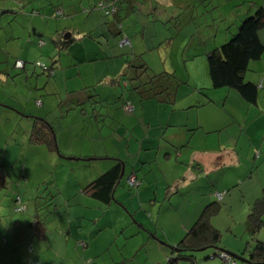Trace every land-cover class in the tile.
I'll use <instances>...</instances> for the list:
<instances>
[{
  "label": "crops",
  "instance_id": "crops-1",
  "mask_svg": "<svg viewBox=\"0 0 264 264\" xmlns=\"http://www.w3.org/2000/svg\"><path fill=\"white\" fill-rule=\"evenodd\" d=\"M97 1L100 0H18L19 9L22 10V14L24 15L21 17V13L13 11L11 6L0 5V13L2 15L8 14L7 19H9L7 21H16V25L14 26H11V24L6 26L5 24L4 27L6 28L3 31V35L1 36L0 33V65L2 62H5L4 57L10 58L11 56L6 47L9 44H15L17 42V38L15 37L22 32L23 34L20 36L19 42L20 44H22V42H26L29 46L30 52H22L16 56L17 58L27 62L34 61L35 59H42L47 65L53 66L58 63L54 73V79L57 82L53 84L57 85L56 91L57 94L62 97V102L59 106L58 114L51 119L50 123L52 125L56 120L63 122L64 118L70 116V111L73 109L79 113V116L73 117L70 121L75 127L77 125L83 126V122H92L90 121L92 119L91 117H89L90 120L87 119L89 121H83L86 119L81 117L84 114L89 116L90 112L88 105L86 104L90 102L94 104L97 109L98 107H101L98 109V114L106 113L108 116L93 119L96 121V125L99 126V128L96 126L97 130L101 129L99 123H102L103 125L107 123L105 128L106 134L103 136H98L95 142L90 143L91 146L95 145L98 147L102 158L105 156L109 158H104L105 160H102L103 162H99V174L106 171V169L110 167V162L112 163L111 159L114 157L118 158L121 155H124V159H126L129 155V151H133V140L137 144H139V141L142 139L143 141L144 139L145 141L146 139L155 141L159 147V151L156 153L159 157L157 158L158 162L160 161L161 167H164L161 168L162 173L160 172L163 180L168 184H176L177 182L179 183L180 179L186 177L187 181L180 185V188H178V193L174 198H171V202L177 204L176 207L178 209L182 207L180 212H182V215L186 218L187 224L195 221L194 219L197 218L200 209L198 206L196 207L192 204L191 196L187 193L189 187H191L190 190L196 188V191H200L203 185L205 186L204 188L208 193L212 187L218 190H223L224 188H233L235 185H239L237 189H233V192L238 193L240 191L241 193H244L245 198L247 195V199L249 200H252L255 196L259 195L261 189L264 188V97H262V92H259L258 105L249 107L250 109L248 111V115L251 114L252 116L249 118V120L247 118L246 121H244L243 117L238 114V109H236L240 100L238 94L234 90L227 88L214 89L213 91L206 90L208 93L202 95L199 89L202 87L204 89L210 88V80L208 79L209 77L205 81V86H197L199 84H194L190 87H186L184 86V83H189V76L186 78L185 76L176 78V71L170 70L172 74H174L178 83L171 103L163 104L154 101V103H149L147 108H138L137 110L135 109L134 114L126 115L121 109H118L116 106H111V104L117 102L118 94L114 88L105 85L104 87L111 88L114 91L115 95L111 96L110 100H108L107 97L100 100L98 99L99 96L94 97L91 100L90 97L92 94H87L83 97L86 98L85 102H81V98H79V100H75L77 103H79L78 108L80 111L76 109L75 106L71 107L70 109L68 106H66V104L71 100L72 94L74 93L71 91L73 90V86L77 85L80 87L81 82H84L86 78L88 79V76H92L94 79L96 78L98 71L97 65L101 66L102 68L103 65L107 64L109 67L110 63L113 61H117V65L119 64V61H122V58H114L118 51H114L115 44L112 45L110 41H106L104 46L109 49V56L110 54H115L111 58H106V56L97 58L96 52L88 51L86 47L81 48V46L76 45V42L81 41V39L77 38L74 42V46L79 50L76 57H74L69 51H67V56L65 57L63 52L66 48H63V56L60 58L57 57L59 46L58 42L60 40V36L66 32V27H70L71 29L68 30L69 33L65 34V39H69L71 36L73 37V27L78 28V33H81L87 29L94 30L98 27L102 29L104 27L105 31L109 29L111 30L110 32H112L110 27H113V25L105 24L106 18L102 17L101 11L93 8ZM111 1L110 2L113 3V6H116L117 9L116 14L114 15L116 21L121 22L122 20V15L118 12V10L121 9L123 10V14L127 19H129L131 15H134L133 18L135 19H132L133 26H135L134 24L137 21L139 24L138 27H143V25H145L144 27H154V34L157 33L159 28L160 33L162 34V39L156 42L154 41L147 43V39L144 38L143 42L145 45L140 43L139 46L136 43V37L128 36L126 33H123L128 36L130 47L134 51L133 54L135 53V55L138 56V58L136 56L138 61H142L146 65L142 59H145L147 55H151L154 52V57L158 58V62L160 61L163 63V65H165V63L168 62V60H170L172 57L171 51L166 52L168 50V45H170L174 40L172 28L179 26L178 19L181 10L184 8H191L192 11L196 6L197 0H195V2L194 0ZM232 1L236 3V6L239 5V0H223L221 5L218 2L216 4H212L209 12L213 19H211V21L204 19L202 23L203 26H200L208 27V31L204 33L199 32L197 34L199 36H192L189 39L190 41L188 40L180 56L182 59L180 60V63L185 67V70L183 71L184 75L187 73V66L185 65H187L188 61H191V59L195 57L194 55L190 56L191 44H193L192 50L195 49V51H192V53L200 51L201 48H205L206 53V47L220 46L226 40L231 38V36L236 32V28L240 22L245 17L250 15L247 14L242 16L239 14L236 18L231 17V11H225V9L222 7L224 5H228V3ZM36 3H38V5H35ZM119 3L121 7L118 6ZM141 5H147L148 8L142 9L140 8ZM166 6L169 8L167 9ZM260 6L264 7V0H249L248 7H254L253 13ZM42 7L44 8L43 11L45 13L43 18H46L49 15L54 17V7L62 10L63 15L65 14L64 18L58 16L59 20L61 21H56L53 27H49V20L46 22L42 17L37 16L39 14L38 9H41ZM137 8L144 12L142 16L137 11ZM16 10H18V8ZM33 11H38V13L33 15ZM81 16H83L85 19L84 22L80 20ZM27 17L29 19L26 22L25 20ZM67 17H70V19L67 20ZM216 18L218 19V23L224 21V26L220 29V38L218 37L217 33L219 27H216L218 24L215 22ZM160 20L166 23L164 25L162 23L158 25H151L150 23V21H152L153 24ZM191 20L188 22H192ZM81 22L84 25L81 24ZM231 24H233L232 27H230ZM47 25L48 27H45ZM80 27H84L83 31H81ZM138 27H133L134 34H137ZM233 27H235V29ZM261 34L264 36V29L261 31ZM50 35H54V39ZM25 38L26 40L24 41ZM39 40H41L44 44V47L42 46V50L40 51L37 49L40 48L37 45ZM113 40L115 41V38ZM150 43L154 45L150 47ZM126 47L122 48L121 51L127 52L128 49H126ZM155 48H157V51L152 50ZM43 50H45L44 54L42 52ZM66 50H69V47ZM88 54H90L91 57H88ZM63 60L66 61L62 62ZM98 60L100 61L98 62ZM81 61L84 62L80 63ZM177 61L178 58H173L172 65L177 64ZM85 62L89 64H85ZM252 68V74L246 75V79L257 82L259 77L264 76V54L260 60L254 62ZM149 70H151V67ZM30 73H32V71L27 70L26 75L23 74L25 80L27 75ZM181 82L184 83L182 84ZM3 85H5V83ZM17 85L18 84H15L14 86L16 87ZM37 85L38 84H35V86ZM92 86H94V84L89 83L86 86H83V89L80 92L75 93L81 94L84 89L87 90ZM30 88L32 87L30 86ZM61 88H65V91H61ZM19 95H23V92H20ZM8 97L12 98L9 95ZM65 97L66 100L65 103H63V99ZM12 99L15 100L14 98ZM12 107L16 108L15 106ZM16 109L19 110L18 108ZM26 110L24 111L26 112ZM52 110L53 109H48L49 112L51 111V113H54ZM27 113L37 114L40 116L44 115L43 112H40L39 110L34 111V109L28 110ZM51 113L45 116L48 121V117L51 115ZM154 117L160 118L162 122L160 120H154ZM150 119L153 120L150 121ZM141 122L146 125L144 130L138 129L137 125ZM158 126L161 127L157 129ZM148 130L150 137H146L147 135L145 132H148ZM216 131L218 133H214L215 135H212L213 132ZM1 133L6 136L5 129L0 128V134ZM167 136L169 138V142L166 140ZM125 137L131 138L130 142H127L128 144H126L127 154H124ZM176 144H180V147L176 146ZM69 146L64 147V149L69 148ZM41 148H43V146L36 148L37 151H35V154H30V149L24 150L23 148L22 152L17 151L15 153L14 158L7 157L3 150V153L0 156V165L2 166L1 172L3 174L7 176L10 175L13 181L17 179L18 174H16V172L25 174L26 187H24V189L21 187L20 192H22L26 198H29L31 195H43V193H45L42 192V194H40L41 189L39 187L42 179H44V176H46V171L41 175V172L44 171L45 168L43 167L44 164H41V167H39V161L41 159L38 154V152L40 153V150L38 149ZM235 149L237 154L235 153ZM23 151H25L27 154L25 159ZM136 152L137 151H135L133 154ZM168 152L171 154H167L168 156L166 157L165 153ZM254 152H257L260 154V156H258V154L255 155ZM64 153L66 154V152ZM46 154L50 156L49 154L51 153L46 152ZM52 154L55 155L54 153ZM172 154L175 155V159L171 157ZM12 155L13 152L8 154V156ZM140 156H143L144 164L145 162L148 163V160L153 162L155 159L153 150L150 153H145L144 150H142L141 153L138 154V157ZM27 158L31 161L30 163L33 164L30 165L32 168H27L28 171H26L25 163H23L20 167L16 166L15 168L17 170L15 171L11 168V165H16L14 164V161L21 162L23 159L27 160ZM240 159L241 162H239ZM30 169H33L34 172H36L35 170H39V177L34 179L37 182L35 185L32 184V181L34 182V180L31 181L30 178V176L32 177ZM52 174L55 173L52 171ZM58 178L59 176L55 175L54 183L59 184ZM145 178H147V176H145ZM65 182L67 185L64 183L62 188L59 186L58 188H55L58 190L57 194H59V196L54 193V195L49 198L50 202H53V205L56 207H59L63 202V206H66V212L63 213L65 215H59L60 222L64 223V218L67 219L66 221L68 223L71 236L73 238L79 237V239L87 241V246L85 250L81 252V254L77 253L75 256V254L72 252L73 256L64 258L63 264H84L83 261L89 259L94 261L93 264H119L118 254L120 253V249H122V253L127 259L132 255L133 259L131 260V263L128 262L127 264H143L148 260L149 256H153L155 259H161V257L164 255V247L162 246V243L152 240L149 236L146 237V231L137 228V230H139L138 238H147L145 243L146 246L144 245L147 247V249L146 251L141 250L142 253H137L136 251L135 254H133L134 248H130L127 245V247L123 248L125 241L120 235V229L126 228L127 225V216L125 214L128 210L145 230H149L150 232L154 231L159 240L163 241V239H165V232H163L164 226L162 224L163 222H161L160 229L158 227L155 228L154 224L150 223L148 220H145L147 218L143 214L142 210H139L141 207H144L146 210L149 209V211L152 210L150 206L145 208L143 205V203H146V200L148 201L151 198V195L148 192L150 191L149 187L141 190L137 196L134 195L132 197L125 195L122 189L119 190L117 188L116 199L120 203L124 204L125 207L123 205H119L118 202H114L109 208V211L107 210L104 212L108 214L102 216L98 214V211H96L99 206L98 202L92 200H86L85 206H68L71 205V200L73 195L77 192V189L75 188L74 183L69 185L70 189H67L65 187L68 186L67 179ZM56 185L54 184V186ZM193 185L196 187H192ZM33 191L35 192L31 193ZM2 192L3 190L0 191V196L2 195ZM120 192H122L121 196H119ZM233 192L231 191L232 196L227 199L228 203L232 200L234 195ZM14 193L15 192L13 191V193H9V195H7L5 198L2 197L0 199V264H58L57 257L60 258L63 255H66L67 250L61 252L62 255L58 254L56 256L52 254L55 252V243L49 239V243L37 242L35 244L37 253H39L38 256L32 257L29 261L23 257L22 243L25 239L33 235V231L30 227L24 224L25 221L29 220L27 216L18 215L12 211V197ZM229 195L230 192L227 196H225V198ZM207 199L210 200L207 198V196L204 197V195L200 197V201L198 202L200 207H203L209 202ZM186 207H190L191 209H186ZM90 210H93L92 214L94 215V218L91 219V222L94 223L98 219V223L96 225L98 227L97 231H95L96 229L91 228L90 226L87 227L88 221L90 219L87 217V215H89L91 212ZM111 210H113L112 215L110 214ZM78 214L82 215L76 219ZM177 215L178 214L174 213V216H172L174 221H177ZM56 216L58 217V214ZM75 222L78 223L79 226V231L77 234L74 232L76 227ZM18 223H22V225L17 227ZM101 223L102 225H100ZM183 225L186 226L184 222L180 226L175 224L171 225L172 229H170V235L175 237V240L180 237L181 231L179 228H181ZM105 227H108L107 231L103 230ZM16 228L17 230H15ZM178 230L179 234H176ZM54 234L55 233H52V236H54V241H60L62 239L61 236L57 237ZM48 238H51V235L48 234ZM13 243H16L19 249H15L12 245ZM66 247H70V245L67 244ZM148 250L150 251V254L147 253ZM68 253H70V248Z\"/></svg>",
  "mask_w": 264,
  "mask_h": 264
},
{
  "label": "trees",
  "instance_id": "trees-1",
  "mask_svg": "<svg viewBox=\"0 0 264 264\" xmlns=\"http://www.w3.org/2000/svg\"><path fill=\"white\" fill-rule=\"evenodd\" d=\"M110 1H97L94 4L93 8L101 11L102 17L106 18L105 24L113 25V27H110L112 29V32L114 31L116 35L119 34L121 38L126 37L129 41L128 36L124 34L125 32L123 33L122 27H117L121 23L120 21H116L114 18L116 12L113 15H105L104 10L98 7V4L100 3L103 7H105V9H107V7L111 6L112 1ZM54 8L55 17L64 18L65 14L63 15L62 10L58 9L57 7ZM36 13H38V11L32 12L33 15H35ZM263 29L264 7L260 6L254 11L253 14L245 17L240 22L236 32L231 36V38L226 40L220 46L206 47L207 51L205 53V56L207 63V75L210 80V88L204 89L202 87L201 89H199L201 94L203 95L205 93H208V91L206 92V90L213 91L214 89L220 88L234 90L238 94L240 100L239 105H237L238 107L236 109H238L237 112L241 117H243L244 121H246L247 118L249 120V118L252 116L251 114H249L250 116L248 115V111L250 109L249 107L258 105L259 92H262V97H264V76L259 77L257 82L246 79V75H251V72H253L252 67L254 62L260 60V58L264 54V36L261 34V31ZM37 43L38 47L40 48L44 45L41 40H39ZM118 45L129 46L130 41L127 45H120V43ZM62 50L63 48L58 46L57 57L60 54L59 52H61ZM114 54L115 53L110 54V56L106 55V58H111ZM134 55L135 53L133 54L129 50H127V52H117L114 58L128 59L132 57L130 60L126 61L128 63L127 67H123L120 72L115 75L116 77L114 78H109L104 81H96L94 86L90 87L87 90L89 91L90 89L97 87V84H99L98 86L107 85L111 88H114L118 94V100L114 104H111V106H116L127 115L134 114L135 109L137 110L138 108H147L148 104L151 102L154 103V101L163 104L171 103L174 97L175 88L178 86L174 74L167 72H160L155 74L151 70H149V68L142 61H138L137 55ZM4 60L8 67L12 66L13 69L19 70L22 75H26L27 70L32 71V73L27 75L26 80L24 79L25 84H27L26 82L28 79L33 80L31 82L32 88L29 87V90H45L48 84L57 82L54 79V73L57 68L56 65L58 63L53 66L47 65L42 59H35L34 61L27 62L17 57L12 58V64L7 57H4ZM18 62H20L21 65L17 66ZM129 67L132 69L131 73L128 69ZM40 76L46 77L47 79L45 80L43 85L35 86V84H38L37 80ZM8 77L11 76L7 72V70L0 69V83L6 84V82L8 81ZM181 83L183 84L184 82ZM259 83L262 84V87H258ZM75 86H73V90H71L74 93L80 92L83 89V87L80 88L77 85ZM11 94H14L12 89L9 96L14 98L16 101H18V98H23V95ZM93 98L94 96L90 97L91 100ZM37 101H39V105L36 104ZM78 104L79 103L74 101L72 107L75 106L76 109L80 111V109L78 108ZM34 105L36 106V108H40L43 106V102L40 98H36ZM86 105H88L89 108V117L92 118L91 120L89 118L88 119L92 122L85 123L84 128L82 125V127L80 126V130L74 134L75 140L69 146V148H72V146L76 142H86L84 140L89 137V130H94L96 129V126H98L96 125V121H94V119L108 116L106 115V113L98 114V109H100L101 107H98L97 109L95 105L90 102ZM0 106L3 105L0 103ZM16 111L21 114V116L33 118L34 120L31 133L30 135H28L25 141V146L23 147L24 150L30 149L29 153L35 154L34 150L39 146H43L48 153L50 152L51 154H55L57 165L60 164L59 160H77V158L84 157L85 159H87V163L84 165V167L87 169L93 168V171L92 169L88 170V174L82 173L83 176L81 181H77V184H75L77 192L73 195L71 205L68 206H85L86 200H92L98 202V209H100V212H105L107 210L109 211L111 205L117 201L116 189L119 187L122 178H124V176L126 175L125 161L120 159V157H114L113 159L110 158L112 160V163L110 162V167L106 169V171L99 174L100 168L96 167L95 164L97 163L94 161V159H98L96 156L87 154H80V156H75L74 154H63L65 156L72 157H62L60 154L58 155L54 143L53 135L55 133L53 131V126L50 121L45 118V116L51 113V111L49 112L48 109H42L41 111L39 110L40 112L44 113L43 116L27 113L28 110H26L25 112L16 109ZM160 127L161 126H158L157 129ZM84 130L86 131L84 132ZM145 133L147 135L146 137H150L149 130ZM214 133L218 132H213L212 135H215ZM8 138V136H5L4 140L8 141ZM79 139L81 141H79ZM130 140V137L124 138L125 149H127L126 144H128ZM13 145L17 146V140H13ZM139 145L140 147L136 150L137 152L135 153V156H130L127 159L128 161H131L132 159L136 160L133 161L130 167V171L126 176L125 187L129 192L133 194V196H137V194H139L141 190L146 189L147 187L150 188L151 192H148L150 193L151 198L148 201L146 200V203H143V205L145 206V208H147V206H150L152 210H146L144 209V207H139V210H142L143 214L147 218L145 220H148L150 223L154 224L155 228L158 227L160 229L161 222H163L162 224L164 226L163 232H165V239H163V241L159 240L154 231L150 232L149 230H145L143 226L136 221L132 213L127 210V213L124 212L127 216V229L118 228L120 229L121 237L125 241V245L123 248L127 246L130 248H134L133 254H135L136 251L137 253H142L141 250L146 251L147 247H145V243L147 241V238H138V228L147 232L146 237L149 236L152 240L161 242L162 246L164 247V255L161 257V259H155L153 256H149L148 260L143 264H180L182 261H190L192 262V264H201V262L199 263L195 258V253L200 252L199 250L203 248H211L215 250L216 254H213L211 257L218 256L226 264H264V242L259 241L255 238V235H257V233L264 227V188H262L260 194L255 196L252 200L247 199V202L250 203L252 201V204H248L247 208L243 206L242 209L243 214L246 211V218L244 219L246 221V224H248L247 237L248 239H251L252 245L251 243H247V246L243 248L240 254H233L229 252L230 249L226 248L225 246H221V235L220 232L217 231V229L212 225V219L219 215L222 207L223 209H225V203L223 204L225 196H227L232 189H237L239 185H235L233 188H224L223 190H218L212 187V189L208 193L204 188L205 186L202 185L203 187L200 189V192L202 193V195H206L210 200H208L209 202L203 206L202 211L198 214L197 218L194 219L195 221L187 224L186 218L182 215L183 213L179 212L175 204L171 202V198H174L178 193V188H180V185L183 182L187 181L186 177L180 179L179 183L177 182L176 184H168L167 182H165L161 176V168L164 167H161L160 161L158 162L157 158L159 157L156 153L157 151H159V147L157 146L155 141L151 139H146V141L144 139L143 141L142 139L139 141ZM142 150H144L145 153H150L153 150V153L155 154L154 161L151 162V160H148V163L145 162V164L143 163V161H140V159L143 160V156L138 157V154H140ZM2 153L3 152H1V155ZM235 153L237 154L236 149ZM254 153L255 155L258 154L257 152ZM167 154L170 155L171 153H165L166 157L168 156ZM258 156H260V154H258ZM171 157L175 159L174 154H172ZM104 158L109 159L107 156H105ZM104 158H102L103 161L105 160ZM239 162H241V159L239 160ZM122 166L124 167V174L122 177H120ZM72 169L73 165H70V170L72 171ZM1 170L2 166L0 165V191L3 190L0 199L2 197L5 198L7 195H9V191H14L15 193L12 197V211L18 215H26L29 220L25 221L24 224L30 227L33 231V235L25 239L22 243L23 257H25L29 261L32 257L38 256L39 253H37L35 244L37 242L49 243L48 239L55 243V252L52 254L56 256L58 254L62 255L61 252L65 250H67L66 255H63L61 258H69V256H73L72 252L73 254H75V256L77 255V253L81 254V252L85 250L87 246V241L79 239V237H75V239L71 236L70 229L66 221L67 219L64 218L63 224L66 225L65 227H63L62 222H60L59 219V215H62L64 212L59 213L57 217L55 211L57 207H53V202H50L49 198H51L55 192L57 194L58 190L55 189L54 191H50L48 187L45 189L46 192L43 193V195H31L29 198H26L24 197L22 192H20L21 187H23V189L24 187H26L25 174L20 173L19 175H17V179L13 181L10 175L7 176L3 174ZM145 176H147V178H145ZM63 179L64 177H62V180ZM129 180L132 181V185L129 184ZM58 186V184L56 186H54L53 184L54 188H58ZM11 187L13 188V190H11ZM50 187H52V185ZM238 193L241 194L240 191ZM216 195H219L220 198L218 199ZM241 198H245L244 194L241 195ZM229 203L231 204L232 202ZM120 205L124 206V204L122 203H120ZM31 207H33L34 210L31 212V214H28L30 213L29 208ZM174 213L178 214L177 221H174L172 219ZM80 215L82 214H78L76 219H78ZM183 222L186 224V226L183 225L181 228H179L181 234L180 237L175 240V237H172L170 235V229H172L171 225L175 224L180 226L181 224H183ZM21 225L22 223H18L17 227ZM78 227L79 226H77V228ZM15 230H17V228ZM179 230L177 233H175L179 234ZM52 233H55L54 235H56L57 237L61 236L62 239L60 241H54V236H52ZM48 234L51 235V238H48ZM75 234H77V232H75ZM67 244H69L70 247H66ZM12 245L15 249H19L16 243H13ZM248 245L250 246L249 249ZM69 248L71 254H68ZM147 253L150 254V251L148 250ZM229 253H231L232 255H230ZM222 255H226L228 260L223 259ZM236 256L241 260L234 258ZM132 259V257H129L127 259L126 256L123 255L122 249H120V253L118 254L119 264H127L128 262L131 263ZM83 262L84 264L94 263L92 259L85 260Z\"/></svg>",
  "mask_w": 264,
  "mask_h": 264
},
{
  "label": "rangeland",
  "instance_id": "rangeland-1",
  "mask_svg": "<svg viewBox=\"0 0 264 264\" xmlns=\"http://www.w3.org/2000/svg\"><path fill=\"white\" fill-rule=\"evenodd\" d=\"M195 2V0H194ZM219 3L220 5L222 4L223 0H202L196 1V6L193 8V10L191 11V8H184L181 10L179 19H178V24L179 26H176L174 28H172V33L174 36V40L172 41V43L170 45H168V50L166 52H172V57L170 60H168V62L165 63V65H163L162 62H158V58L154 57V52L151 55H147L145 57V59H142L146 65L150 68L151 67V71L154 73H158V72H171L173 70L176 71V78L181 77V76H185V78L187 76H189V83H184V86L186 87H190L194 84H199L197 86H205V81L208 78L207 76V63H206V56H205V48H201L200 51L194 52L192 53V46L193 44L190 45V56L194 55L195 57L191 59V61L187 62V73L184 75V70L185 67L183 64L180 63V60H182L180 58L181 54H182V50L185 48L188 40L192 37V36H199L197 35L199 32H207L208 29L207 28H203L200 26H203V21L204 19L210 20L213 19L212 16L210 15V7L213 3ZM239 5L236 6V3L229 2L228 5H224L222 8L225 9V11H231V17L236 18L239 14H241L242 16H245L247 14H252L254 7H248L249 5V0H239L238 1ZM55 4V3H53ZM0 5L2 6H11L13 9V11L15 12H19L21 13L20 17L23 15L22 14V10L19 9V2L18 0H0ZM35 5H38V3H36ZM120 3H119V5ZM18 8V10H16ZM142 9H146L148 8L147 5H141ZM166 8L168 9L169 7L166 6ZM39 10V14L37 15L38 17H44L45 13H44V8L42 7ZM163 10V9H162ZM222 10V9H221ZM137 11L141 14V16L143 15L144 12H142L139 8H137ZM212 11V10H211ZM118 12L122 15V20H121V24H122V29L123 32H125L128 36H133L136 37V43L139 46L140 43H142L143 45H145V43L143 42V39L146 38L147 43L148 42H156L159 41L160 39H162V34L160 33V30L158 28V31L156 34H154V27H144L145 25H143V27H138L139 24L136 21L135 22V26H133V22L132 19L134 15H131V17H129V19H127L124 14H123V10L119 9ZM7 15L8 14H1L0 13V33L1 36L3 35V31L5 30L6 27H4V25L6 24V26L8 24H11V26L16 25V21H10L8 22L7 20ZM30 15V14H29ZM49 15V14H48ZM24 16V15H23ZM144 17V16H143ZM28 17L26 18V22L28 21ZM46 22L49 20L50 25L49 27H53L56 21H61L59 20V18H56L55 16L52 17L51 15L47 16L46 18H43ZM70 19V17H67V20ZM161 19V18H160ZM192 19V20H191ZM80 20L82 22L85 21V19L83 18V16L80 17ZM129 25H128V22ZM189 20H191L192 22H188ZM81 22V24H83ZM216 24L218 23V19H215ZM151 25H158V24H165L166 22L160 20L158 22H155L152 24V21H150ZM235 23V21H234ZM84 25V24H83ZM183 26V27H182ZM224 26V21L219 22L216 27H219V30L217 31L218 33V37L220 38L221 36V32L220 29L221 27ZM233 24L230 25V27H232ZM45 27H48L45 26ZM133 27H138V32L137 34L133 33ZM81 31H83L84 27H80ZM235 29V27H233ZM71 29L70 27H66V32L64 34H62L60 36V40L58 42V45L61 48H68L69 50H62L61 52H59L60 54L58 55V58H60L61 56H67V51L71 52L73 54L74 57H76V55L78 54L79 50L74 46V42L77 39H81L80 42H76L75 44L78 46H81V48L86 47V49L88 51L91 52H96L97 53V58H101L104 57L106 55L109 54V49L107 47H105V42L106 41H110V43L112 45L115 44L114 46V51H118L120 52L122 48H125L126 46H119L118 44L121 41V37L120 35H116L113 32H110L109 29L107 30L108 32L105 31V28L103 27L104 31L102 28L98 27L97 29H87L84 30L83 32H77L78 28L77 27H73L72 29L74 30V35L73 37L71 36L69 39H65V34L69 33L68 30ZM237 30V28H236ZM72 31V30H71ZM105 32V33H103ZM232 32V31H231ZM22 32L19 33V35H17L15 38H17V42L15 44H9L6 49L8 50V52L11 54L10 58H8V60L11 62L12 64V58L16 57L17 55H19L22 52H26L29 53L30 49L29 46L26 42H22V44H20V36H22ZM196 34V35H193ZM0 36V39H1ZM51 37H53L54 39V35H50ZM172 37V36H171ZM115 38V41L113 40ZM26 40V38L24 39V41ZM1 41V40H0ZM190 41V40H189ZM97 43V44H96ZM2 44V42H1ZM38 45V44H37ZM154 44L150 43V47L153 46ZM80 48V49H81ZM39 51L42 50V48H37ZM126 49H128L129 51H131L132 53L134 52L132 50V48L129 46L126 47ZM3 50V47H2ZM152 50H156L152 49ZM1 51V49H0ZM64 51V52H63ZM43 54L45 53V50L42 51ZM62 52L64 53L62 55ZM88 57H91L90 54H88ZM132 57L128 58V59H122V61H119V64L117 65V61H113L110 63V66L108 67L107 64L103 65V67L101 68V66L97 65L98 71L96 74V78L94 79L92 76H88L89 78L85 79L84 82H81V87L86 86L87 84H95L96 81H104L106 79L109 78H114L116 77L115 75L118 74L120 72V70L123 67H127L128 63L126 62L127 60H130ZM173 58H178L177 64H173L172 65V61ZM64 59V58H63ZM66 60H63L62 62H65ZM100 60H98L99 62ZM84 61H81L80 63H82ZM85 64H89L86 63ZM174 67V69H173ZM166 68V69H165ZM0 69L1 70H7V72L10 74L11 77H8V81L6 82L5 85H3L2 83H0V103L3 106H0V128L1 129H5L6 132V136H8V141L4 140L5 136L1 133L0 134V156H1V152H5V155L7 157L10 158H14L15 157V153L17 151L22 152L23 147L25 146V141L28 137V135H30L31 133V129L34 123L33 118H28V117H23L21 116V114H19L16 109L12 108V106H15L16 108H18L21 111H24L25 109L30 110V109H34L35 111L38 110H42V109H53L52 111L54 113H51V115H49V121L51 122V119L58 114L59 111V106L62 102V97L59 96L57 94L56 91V86L53 83H50L47 85L45 90H29L27 88H29L31 86V82L33 80L28 79L27 80V84H25V80L23 75L21 74V72L19 70L13 69L12 66L8 67L7 64L5 62H2L0 65ZM130 70V73L132 71V69L129 67L128 68ZM171 70V71H170ZM172 73V72H171ZM2 79V78H1ZM47 78L40 76L38 78V86L43 85V83L45 82ZM209 79V78H208ZM14 84H18L16 87H14ZM71 84V83H70ZM99 84H97L95 88L88 90H83L81 92V94L79 93H73L71 100L66 104V106H68V108L70 109L72 106L71 104L75 101V100H79V98H81V102H85L86 98H83L85 95L87 94H92V96L94 97H98V99H105V97H107L108 100L111 99V96L115 95L114 91L111 88L108 87H104L102 86H98ZM76 87V86H75ZM77 88V87H76ZM11 89L13 90L14 94H18L20 92H23V98H18L16 95V97L18 98V102L13 100L12 98H9L8 95L11 92ZM177 87L175 88L176 91ZM61 91H65V88H61ZM174 91V92H175ZM203 91V90H202ZM11 94V95H14ZM225 96V94H224ZM27 98V99H26ZM36 98H40L43 102V106L40 108H36V106L34 105L35 103V99ZM26 99V101H25ZM66 97L63 99V103H65ZM229 102V100H228ZM57 111V112H56ZM127 115V114H126ZM79 113L76 110L70 111V116H68L67 118L63 119V122H59L58 120H56L55 122H53V131H54V135L56 138V143H57V147H58V151L59 154L62 157H72V156H65L68 154H74L75 156H80V154H89V155H93L96 156L98 159H94V161L97 163L95 164L96 167H99V162L102 161V157L99 153L98 147L93 145L91 146V142H95V140L97 139L98 136L100 135H105L106 134V125L107 123H105L104 125L102 123H99V125L101 126L100 130L94 129V130H89V137H87L84 141V143L81 142H76L72 148H67L64 149V147H67L69 145H71L74 140V134L76 132H78L80 130V126H74L73 123L70 121L73 117H78ZM82 118L86 119L85 121H89L87 120L89 118V116L87 114H84L81 116ZM153 119H150V121ZM154 120H160L162 122V120L158 117H154ZM83 128L85 126L86 122H83ZM89 123V122H87ZM77 125V124H76ZM138 129L139 130H144V127L146 126L143 122L139 123L138 125ZM86 130H84L85 132ZM92 134V135H91ZM168 136L166 137L167 142L168 141ZM13 140H17V146L13 145ZM79 141H81L79 139ZM7 144V145H5ZM133 144H134V148L133 151H129V155L128 157H132L135 156V154H133L138 148H139V144H137L134 140H133ZM13 145V146H11ZM7 146V147H5ZM176 146L180 147V144H176ZM40 150L39 157H40V161H39V167H41V164H44L43 167L44 171L41 172V175L46 171V176H44V179H42L41 184H40V189L41 192L40 194H42V192H46V188L49 187L50 191H54L55 188L52 187L50 188V186L53 184H57L54 183V177L59 176V180H58V185L59 187L62 188L63 184L66 183L65 180L67 179L68 181V186H65L67 189L69 188L70 184H77V181H81L83 174L82 173H87L88 174V170L93 171V168L87 169L84 167V165L87 163L84 157L81 158H77V160H59L60 164L57 165V159L56 156L53 154H49L50 156H48V154H46V149L43 147ZM34 151H37L36 149ZM13 152L12 156H8V154H11ZM66 152V154L64 153ZM65 154V155H63ZM119 154V153H118ZM117 154V155H118ZM124 154H127V151L125 149ZM23 155H24V159L27 157V154L25 153V151H23ZM30 155V154H29ZM127 157V158H128ZM126 159H124V155L120 156V159H122L123 161H125L126 164V175L124 176V178H122L121 183L118 187V189H122V191H124V194L132 197L133 194L131 192H129L126 187H125V182H126V176L128 174V172L130 171V166L133 163L134 160L136 159H132L131 161H128ZM22 160L21 162L19 161H14L16 165H11V168L15 171L17 170L15 167L18 166H22L23 163H25L26 165V171L27 168L31 167L30 165H33L32 163H30L31 161L27 158V160ZM81 159V160H80ZM38 160V158H37ZM140 161H143L140 159ZM38 162V161H37ZM57 165V166H55ZM70 165H73V169L72 171L70 170ZM54 166V167H53ZM31 181L34 179H37L39 177V170H35L36 172L33 171V169L31 170ZM52 171L55 174H52ZM91 173V172H89ZM16 174H20L18 172H16ZM87 176V175H86ZM62 177H64V179L61 181ZM61 181V182H59ZM53 182V184H52ZM13 184V183H12ZM32 184L35 185L37 184V182L34 180V182L32 181ZM67 185V183L65 184ZM192 187H196L195 185H193ZM203 187V186H202ZM201 187V188H202ZM23 189V187H22ZM191 187H189V189L187 190L188 195L191 196V202L194 206H198L199 209V213L202 211L203 207H200V205L198 204V202L200 201V197L202 196V193L200 191H196V189L193 188V190H190ZM11 190H13V188L11 187ZM37 191V190H35ZM35 191L31 192L34 193ZM233 192V189L231 190ZM230 191V195L226 198H224L223 200V204L225 203V209H223L221 212L219 213L218 216H216L215 218L212 219V225L214 226V228L217 229V231L220 232L221 235V246H225L226 248L230 249L229 252L233 253V254H240L243 250L244 247L247 246V243H251V239H248V224H246V221L244 218L245 217V213L243 214V206L245 208L248 207V204H252V201L250 203L247 202V195L246 198H241V195H243L244 193L238 194L237 192H233L234 195L232 197V203H227V199L229 197L232 196V193ZM13 191H9V193H12ZM56 193V192H55ZM186 194V192H185ZM57 196H59V194H56ZM122 195V192H120L119 196ZM206 196V195H205ZM204 196V197H205ZM199 197V198H198ZM198 199V200H197ZM208 200V199H207ZM230 201V202H231ZM117 202V201H116ZM119 203V201H118ZM185 203V202H184ZM32 205V203H31ZM63 202L62 204L56 208V213L59 215V213H63L66 210V207L63 206ZM120 205V203H119ZM177 204H175L176 206ZM186 205V204H185ZM52 206L54 207L53 203ZM116 207V206H115ZM184 208V206H183ZM30 213L34 210L33 207L29 208ZM117 209V207H116ZM119 209V208H118ZM186 209H191L190 207ZM179 212L182 210V207H180ZM247 210V209H246ZM91 214L89 213V215H87L89 219L88 221V225L87 227H91L98 229V227L96 226L98 223V219L92 223L91 219L94 218V215L92 214L93 210H90ZM96 211H98V214L105 216L108 213H104V212H100V209H97ZM113 210H111L110 214L112 215ZM96 214V215H98ZM26 216V215H24ZM100 221V220H99ZM110 222V220H109ZM76 227L74 229L75 232H78L79 229L77 228L78 223H76ZM60 225V224H59ZM63 227H65L66 225H64L62 223ZM102 225V223L100 224ZM52 226V225H51ZM108 227H105L103 230L107 231ZM255 238L259 241L264 242V227L257 233V235H255ZM249 245H248V249H249ZM227 249V250H228ZM134 252V251H133ZM70 254V253H68ZM213 254H216V251L208 248L205 249L203 251L200 252H196L195 253V258L197 259V261L201 264H226L224 263L218 256L215 257H211ZM132 257V255H131ZM63 259L64 258H59L57 257L58 260V264H63ZM180 264H192V262L190 261H182ZM241 264V263H239ZM244 264V263H243Z\"/></svg>",
  "mask_w": 264,
  "mask_h": 264
},
{
  "label": "built area",
  "instance_id": "built-area-1",
  "mask_svg": "<svg viewBox=\"0 0 264 264\" xmlns=\"http://www.w3.org/2000/svg\"><path fill=\"white\" fill-rule=\"evenodd\" d=\"M98 7L103 9L104 10V14L105 15H110V14H115L116 12V7L113 6V3H111V6L110 7H107V9H105V7H103L100 3L98 4ZM122 25L119 24L117 27H121ZM129 43L128 39L126 37H122L121 38V41H120V45H127ZM21 65L20 62L17 63V66ZM258 87H262V84L259 83L258 84ZM263 89H264V86H263ZM36 104L39 105V101L36 102ZM129 184L132 185V181L129 180ZM218 197V199L220 198L219 195H216ZM223 259H226L228 260V258L226 257V255H222Z\"/></svg>",
  "mask_w": 264,
  "mask_h": 264
},
{
  "label": "water",
  "instance_id": "water-1",
  "mask_svg": "<svg viewBox=\"0 0 264 264\" xmlns=\"http://www.w3.org/2000/svg\"><path fill=\"white\" fill-rule=\"evenodd\" d=\"M53 137H54V143H55V148H56V152L58 153V155H59V152H58V147H57V143H56V138H55V135H53ZM123 174H124V167L122 166V169H121V173H120V177H122L123 176ZM205 248H203V249H200L199 251H202V250H204ZM230 255H232L231 253H229ZM234 258H237V256L236 257H234ZM237 259H239V260H241L240 258H237Z\"/></svg>",
  "mask_w": 264,
  "mask_h": 264
}]
</instances>
